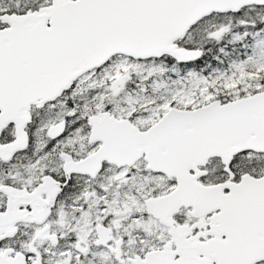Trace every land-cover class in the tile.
I'll return each instance as SVG.
<instances>
[{
  "label": "snow or ice",
  "instance_id": "obj_1",
  "mask_svg": "<svg viewBox=\"0 0 264 264\" xmlns=\"http://www.w3.org/2000/svg\"><path fill=\"white\" fill-rule=\"evenodd\" d=\"M0 264H264V0H0Z\"/></svg>",
  "mask_w": 264,
  "mask_h": 264
}]
</instances>
